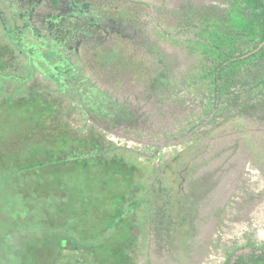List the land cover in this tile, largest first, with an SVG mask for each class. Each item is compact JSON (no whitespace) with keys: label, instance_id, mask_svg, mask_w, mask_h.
Here are the masks:
<instances>
[{"label":"rangeland","instance_id":"rangeland-1","mask_svg":"<svg viewBox=\"0 0 264 264\" xmlns=\"http://www.w3.org/2000/svg\"><path fill=\"white\" fill-rule=\"evenodd\" d=\"M29 1L0 0L16 37L24 39L27 49H41L39 38L48 35L47 24L56 28L60 38L53 45L69 61L64 71L80 70L82 78L90 79L84 83L99 88L109 103L126 107L130 120L120 121L124 113L105 119L82 115L73 110V99L58 92V84L41 72L21 89L5 80L0 87V164L4 156L30 151L42 141L44 148L60 154L79 150L88 159L86 166L98 171L99 187L141 181L154 183L160 191L159 175L166 169L169 180L175 179L174 201L187 207V221H175L169 230L142 232L140 216L133 213L120 224L129 235L121 264H225L229 253L232 261L247 254L248 242H264V121L251 110L236 124L222 117L207 123L216 115L210 88L206 81L194 86L184 81L198 59L175 41L181 38L176 31L183 7L221 0H73L78 4L73 10L71 0H33L31 14L11 21L9 11L24 13ZM4 34L0 28V71L17 72L24 58ZM64 41L72 45L73 54ZM161 55L168 77L160 76L165 72ZM30 116L36 119L32 131ZM110 167L121 168L126 180L111 177L117 171L109 173ZM98 197L112 214L110 221L120 216L123 197L107 193V188ZM12 217L6 223L0 218V264L10 259V264L18 263L21 257L2 256V233ZM186 224L192 229L188 234ZM70 246L65 242L56 264H101L98 250ZM33 254L41 258L43 247Z\"/></svg>","mask_w":264,"mask_h":264},{"label":"trees","instance_id":"trees-1","mask_svg":"<svg viewBox=\"0 0 264 264\" xmlns=\"http://www.w3.org/2000/svg\"><path fill=\"white\" fill-rule=\"evenodd\" d=\"M9 13L13 21L22 11L16 14L11 10ZM6 21L4 10L0 8V28L24 59L17 72L12 69L0 71V87L5 80H12L21 89L42 71L45 77H54L58 92L73 99V110L103 119L111 113H124L125 116L118 117L120 121L130 120L128 109L116 102L109 103L99 88L92 89L95 85H86L84 82L90 79L82 78L78 74L80 70H73L71 77V72L55 65L59 69L54 76L40 58L44 52H37L39 48L32 45L28 50L29 45L24 39L16 37L13 22L7 25ZM177 26L176 33L181 38L175 41L185 44L198 59L192 75H187L184 81L191 86L206 81L215 114L229 115L211 116L207 123L217 122L222 117L223 122L236 124L251 110L264 121V0H221L203 6L190 3L182 8ZM45 55L51 58L49 64L52 67V56L62 57L63 52L53 45L47 48ZM164 58V55L159 58L165 68L160 76L168 77ZM27 120L31 126L29 131L34 130L36 119L30 116ZM41 142L30 151L4 156L0 164V218L6 223V217L13 216L10 227H5L2 233V256L21 253L19 262L15 264H56L65 242H70V247L77 250H98L102 253L101 264H121L122 257L126 256L123 252L128 251L129 235L120 224L125 219L127 222L133 213L140 216L142 232L156 228L169 230L175 221L186 223L187 207H181L178 201H174L175 191L171 182L175 179L169 180L170 174L166 169L158 174L162 180L160 191L156 190L154 183L141 181L99 187L98 171L93 166H86L89 165L88 159L83 158L79 150H73L72 154L71 149H66L67 153L60 154L44 148ZM108 171H117L111 177L126 180L121 168L110 167ZM105 188L107 193L111 191L112 195L123 197L121 214L115 215L112 221L109 219L112 214L109 216L98 197L102 196ZM179 213L182 215L178 216ZM181 224L178 225L181 227ZM185 226L188 228L184 234H188L192 229L187 224ZM11 240L15 244H11ZM245 246L251 247L247 254L237 255L232 261L233 255L229 253L225 264H264V242L256 244L250 241ZM42 247L45 254L41 258L32 255Z\"/></svg>","mask_w":264,"mask_h":264},{"label":"flooded vegetation","instance_id":"flooded-vegetation-1","mask_svg":"<svg viewBox=\"0 0 264 264\" xmlns=\"http://www.w3.org/2000/svg\"><path fill=\"white\" fill-rule=\"evenodd\" d=\"M42 0H38V2H41ZM28 5H29V7H28V11H26V12H22L21 14H20V19H22V16H26L25 14L27 13V14H31L34 10H35V6H33V0H30L29 1V3H28ZM71 5H72V10H73V6H78V4H76V3H73V0H71ZM70 7V6H69ZM26 18H28L29 20H30V16H28L27 15V17ZM104 24V23H103ZM103 24H101L100 26H98V27H100V28H104L105 27V25H103ZM30 25V24H29ZM31 26V25H30ZM24 28H26L25 26H24ZM88 29V28H87ZM47 32H48V35H43L44 37H40L39 38V41H40V46H41V49H37V52H41V54L44 52V54L41 56L40 55V58L41 59H43L44 61H45V64L47 65V66H49L50 67V69L52 70V72H53V74H54V76H55V71L56 70H58L59 69V67L61 68L62 67V69H63V71L65 70L64 69V67H65V65L66 64H68L69 63V61H68V59H67V57H65V58H63V57H59L58 55H55V57L54 56H52L53 58L52 59H54V61H53V65L54 66H52L51 67V63L49 64V62H51V58H47L46 57V53H47V48H49V46H53V44H57L56 43V41H58L59 40V38H60V31H58L56 28H52V26L50 25V24H47ZM90 30V29H89ZM36 34V33H35ZM68 41H64V43L63 44H66L65 46H67V49L69 50V52H70V54H73V48H72V45L71 44H68L67 43ZM53 48V47H52ZM29 50V49H28ZM78 47H76V53L78 52ZM36 51V50H35ZM20 52H22V51H20ZM21 56H22V54H21ZM66 63V64H65ZM55 65H57V66H59V67H55ZM74 66V65H73ZM42 68V67H41ZM39 72H41V75L42 76H44V74L42 73V71H39ZM71 73H72V75H71V77H73V68H72V70L70 71ZM45 77V76H44ZM52 78H54V77H51V78H49L51 81H53L54 79H52ZM54 82V81H53Z\"/></svg>","mask_w":264,"mask_h":264}]
</instances>
